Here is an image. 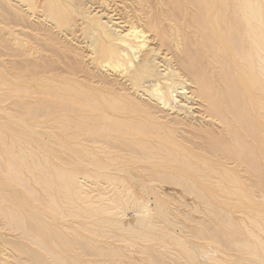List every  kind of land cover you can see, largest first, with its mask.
<instances>
[{"label": "rangeland", "instance_id": "rangeland-1", "mask_svg": "<svg viewBox=\"0 0 264 264\" xmlns=\"http://www.w3.org/2000/svg\"><path fill=\"white\" fill-rule=\"evenodd\" d=\"M214 8L235 17L220 49L197 29ZM263 17L264 0H0V264H264ZM133 26L177 109L102 68ZM202 78L228 125L204 121Z\"/></svg>", "mask_w": 264, "mask_h": 264}, {"label": "bare ground", "instance_id": "bare-ground-1", "mask_svg": "<svg viewBox=\"0 0 264 264\" xmlns=\"http://www.w3.org/2000/svg\"><path fill=\"white\" fill-rule=\"evenodd\" d=\"M256 5V3H255ZM255 7V6H254ZM225 10V8H224ZM224 10H222L221 12L212 9L211 10V15L207 18L206 22L202 24L198 23L197 25V29H201V33L200 35L203 36L202 32L205 29V27H207V29L209 30V32H213L214 33V38L218 41L219 44H217V47L218 49H220L224 42V41L221 37L219 38V34L218 32L216 31L217 28L220 27V25L222 24H228L229 22H233L235 17L233 18V21H231L230 19H232V16H230L227 12H225ZM260 10V9H259ZM260 13V11H258ZM235 13V11H234ZM233 13V14H234ZM237 14H240V15H246L247 17L250 16L249 13L251 14H254L255 16L257 15V9L256 8H249L247 9V11L242 10L241 9H238L236 11ZM259 15V14H258ZM264 18V17H263ZM260 19H258L259 21ZM254 21H257V20H254ZM120 22V21H119ZM125 22V21H124ZM124 22H120L118 23V28H121L120 31H122V29H125V26L124 25ZM127 22V21H126ZM258 23V22H257ZM261 24V20L259 22ZM126 24V23H125ZM130 24V23H129ZM262 25V24H261ZM130 26V25H129ZM132 26V25H131ZM198 29V30H199ZM255 27L252 26L251 29H250V33L248 32L247 33V38H257V39H260L259 36L261 35H256V33H254V30ZM102 30V29H101ZM103 31V30H102ZM116 31V30H115ZM151 31V30H150ZM197 31V30H196ZM118 32V31H117ZM115 32V33H117ZM198 32V31H197ZM114 33V32H113ZM153 33V32H152ZM155 33V32H154ZM158 33V31L156 32ZM209 33V34H210ZM212 33V34H213ZM112 34V33H111ZM261 34V33H260ZM107 35V34H105ZM116 35V34H115ZM161 35V34H160ZM250 35V36H249ZM158 36V35H157ZM110 37L112 38L113 40V44L109 46V49L106 50L105 52H103L101 54V66L102 68H107L108 70H110L111 72H113L115 75H118L120 77H123L125 79V82L126 84H129V87L131 86V89H133L134 91L136 92H143L145 95H148L152 100H154L155 102H157V104L159 105H164L163 107H171L172 110H175L177 109V104L176 105H173L172 103H176L175 102V97L173 99V96H172V84H169L168 82V77L172 78V75L170 73V71L167 69V66H166V63H168V61L165 60V62H161L163 63V65L161 64H157V59L161 53L159 52V50H157L156 48H150V46L148 45V42L150 40H148V35L147 33L145 32H142V31H137L136 28H134V26L132 28H129L128 31L122 33V35L120 34L119 36H111ZM155 38V37H154ZM218 38V39H217ZM248 38V39H249ZM235 40V39H234ZM237 40V39H236ZM241 40V39H240ZM160 41V40H159ZM227 41V40H226ZM230 42V41H229ZM231 42H233L231 40ZM236 42V41H235ZM237 43V42H236ZM238 44V43H237ZM253 44H254V41H253ZM232 45H234V43H232ZM256 45V44H255ZM161 46V45H160ZM177 46V49L180 48V46H182V44L180 42H178V45L176 44ZM227 46V45H226ZM236 48V46H235ZM238 48V47H237ZM241 49V48H240ZM259 49V48H258ZM236 50V49H235ZM260 50V49H259ZM219 51V50H218ZM240 51V50H239ZM237 51V52H239ZM247 52V51H246ZM262 52V51H261ZM164 54V52H163ZM161 54V55H163ZM166 54V53H165ZM173 54V53H172ZM231 54V52H230ZM239 55V53H237ZM160 55V56H161ZM208 53H205V56H207ZM238 55H235V56H238ZM249 56V55H248ZM247 56V57H248ZM166 57V55H165ZM213 57V56H212ZM211 57V58H212ZM217 56H215L216 58ZM258 57V56H257ZM214 58V57H213ZM214 58V61L216 60L217 61V58L215 59ZM233 58V57H232ZM240 58H242V56L240 55ZM249 58V57H248ZM159 60V59H158ZM220 60V59H219ZM217 61V62H220V61ZM233 60V59H232ZM250 65V64H249ZM166 66V67H165ZM250 67V66H249ZM253 68V67H252ZM223 69V68H222ZM152 70V71H151ZM252 70V69H250ZM223 71V70H221ZM151 72V73H150ZM224 73H225V70H224ZM242 73V72H241ZM221 75V73H219ZM223 75V74H222ZM216 78V77H215ZM201 79V77H200ZM202 78V80H198L197 81V86L200 87V91L198 92L197 94V98H199L200 100L203 99V105H199L201 106L199 108L200 110V113L203 115V118H204V121H214L216 124L215 125H218L219 124H224V125H228V124H225V121L226 119H224V116L226 115V109L224 108V105L223 104H227L228 103L226 102L225 103V100L223 98V96H226L225 94L222 96H216V99H215V93L212 91L213 89V86L211 87L210 90H208L209 92L211 91L212 94H215L213 95L214 99H211V96L207 94L206 90L208 89V86L210 84H208L206 82V79L205 78ZM226 80V78H225ZM228 81V79H227ZM124 82V81H123ZM219 82L221 83V81L219 80ZM218 81H215V82H212V84H215L217 83L218 85H220ZM226 82V81H225ZM224 82V84H225ZM151 84V85H150ZM160 84L164 85V86H160ZM205 84H208V86L206 85L207 88H204L205 87ZM147 85H150L151 87H147ZM222 85V83H221ZM220 85V86H221ZM228 85V88L230 89L229 87V84L227 83ZM211 86V85H210ZM209 86V87H210ZM227 87V86H226ZM216 88V87H215ZM205 89V90H204ZM222 90H224L222 88ZM225 91V90H224ZM231 91V90H230ZM238 91V90H236ZM210 93V94H211ZM226 99V98H225ZM218 102H217V101ZM177 101V100H176ZM202 103V102H201ZM238 103V102H237ZM205 104V105H204ZM173 105V106H172ZM226 105V108L228 107ZM234 105V104H233ZM236 105V104H235ZM150 106V105H149ZM184 108V107H183ZM155 109V108H154ZM161 109V108H159ZM184 110V109H183ZM229 111L231 109H228ZM227 110V111H228ZM237 110V108H236ZM235 110V111H236ZM134 111V110H133ZM185 111V110H184ZM187 111V109H186ZM185 111V112H186ZM130 113V110L128 111ZM160 112V111H159ZM158 112V113H159ZM162 112V111H161ZM237 112V111H236ZM239 112H240V109H239ZM188 113L189 115H193L194 113L188 109ZM187 113V114H188ZM223 113V114H222ZM133 114V113H132ZM199 114V113H198ZM230 114V112H229ZM232 114V113H231ZM234 115V114H232ZM242 115V114H241ZM235 116V115H234ZM239 116V115H238ZM239 119V118H238ZM131 120V119H130ZM238 121V120H237ZM236 121V122H237ZM136 122V121H135ZM242 122V121H241ZM244 122V121H243ZM126 123L127 120H126ZM132 123V122H131ZM134 123V121H133ZM140 124L142 122H139ZM227 123V122H226ZM138 124V123H137ZM238 124V122H237ZM240 124V123H239ZM243 124V123H242ZM214 125V126H215ZM241 125V124H240ZM242 126V125H241ZM122 127V126H121ZM127 127V124L126 126ZM191 127V126H190ZM227 127V126H226ZM229 127V126H228ZM227 127V128H228ZM243 127V126H242ZM121 129V128H120ZM126 129H130V128H126ZM132 129V127H131ZM230 129V130H228ZM227 130L230 132V131H234V130H231V128L229 127ZM181 130V129H180ZM129 131V130H128ZM131 132V131H130ZM228 132V134H229ZM144 133V132H143ZM147 133V132H146ZM149 133V132H148ZM137 134H139V131L137 132ZM135 134V135H137ZM193 135V134H191ZM211 135V134H210ZM159 136V135H158ZM212 136V135H211ZM241 136V135H240ZM249 136V135H248ZM195 137V136H194ZM197 138V137H196ZM209 138V137H207ZM242 138V137H241ZM198 139V138H197ZM211 139V138H209ZM251 139V138H250ZM185 140V139H183ZM200 140V139H199ZM174 142V141H173ZM204 142V141H203ZM235 142V141H234ZM175 143V142H174ZM238 145V144H237ZM237 150V149H236ZM216 154V153H215ZM237 160V159H236ZM48 183V182H47ZM48 187V186H47ZM50 188V187H49ZM14 219V218H13ZM12 219V220H13ZM12 222V221H11ZM14 222V220H13ZM17 222V221H16ZM18 223V222H17ZM16 223V224H17ZM15 224V226H16ZM19 224V223H18ZM23 231V230H22ZM22 236V235H21ZM26 237V236H25ZM28 238V237H26ZM43 248V247H42ZM45 248V247H44Z\"/></svg>", "mask_w": 264, "mask_h": 264}]
</instances>
